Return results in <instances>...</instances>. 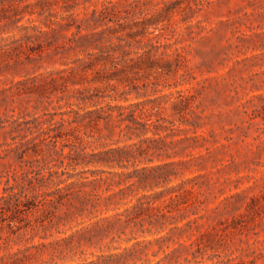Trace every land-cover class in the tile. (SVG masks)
<instances>
[{
    "label": "rangeland",
    "instance_id": "1",
    "mask_svg": "<svg viewBox=\"0 0 264 264\" xmlns=\"http://www.w3.org/2000/svg\"><path fill=\"white\" fill-rule=\"evenodd\" d=\"M31 8L42 13H26L21 21L37 25L30 37L24 30H0V192L8 176L19 179L41 162L33 142L59 112L107 102L122 105L110 119L113 131L102 121L99 129L81 127L77 148L91 153L123 146L133 157L122 170L142 176L143 166H158L150 172L159 183L150 188V176L126 186L132 179L122 176L105 190V184L87 182L102 195L117 191L108 211L103 203L70 216L64 207L53 215L17 211L21 221L0 223V264L32 242L78 235L92 223L104 227L112 219L107 215L129 200L170 185L181 196L159 199L169 210L162 227L141 213L121 234L135 238L122 246L137 242L143 258L164 264H264V122L253 117L252 97L264 90V0H58ZM77 26L82 33L102 31L98 42L112 46L116 59L148 52L160 62L146 60L108 83H89L95 74L88 71L82 83L62 86L65 71L59 70L85 54L54 48L68 43ZM51 150L48 145L43 152ZM94 168L105 166L66 170L92 178ZM82 248L73 260L98 252Z\"/></svg>",
    "mask_w": 264,
    "mask_h": 264
},
{
    "label": "trees",
    "instance_id": "2",
    "mask_svg": "<svg viewBox=\"0 0 264 264\" xmlns=\"http://www.w3.org/2000/svg\"><path fill=\"white\" fill-rule=\"evenodd\" d=\"M57 2L58 0H0V30H24V34L30 37L31 34L27 33L29 28L36 29L37 25H24L21 21L26 13H42V10H34L31 6L38 4L41 9V6L45 3L52 5ZM96 12V9H93L92 15ZM100 15H103V11H100ZM92 19L97 18H88L87 21ZM77 27L78 29L72 33L68 43L61 44L59 47L56 45L54 48L55 51L60 48L62 53L66 50H73L85 54L84 57L76 58L75 62L68 65V67L59 70L65 71L64 74H59L62 86L68 87V84L82 83V80L87 78L88 71L95 74L92 78L87 79L89 83L103 80L108 83L109 80L116 79L117 75L123 73L127 68L138 67L146 60L150 63L160 62V59L151 58L148 52L145 57L140 54L136 58L123 56L116 59L110 50H114L112 46L99 44V39L103 38L101 36L102 31L82 33L80 26ZM18 45L13 46L12 49H16ZM161 62L168 63V61ZM107 68H111L108 73ZM99 97L97 96V98ZM252 97L256 99L253 117H259L264 122V90L252 94ZM81 99L84 101V98ZM93 106V108L82 112L74 107L62 110L54 122L42 129L43 137L37 143L34 141V148H31L32 152H40L41 162L19 179L15 176H8L6 184L0 192V223L5 221L8 226L12 227L15 220L20 219L21 221L22 219L16 216L17 211H24L25 214L38 211L40 214L52 213L53 215L55 209L62 210V207H64L63 214L70 216L78 213V211H83L87 206L93 208L101 203H103L106 211L114 209L110 208L111 202L108 201H111L117 191L113 190L102 195V193L95 191V188H87V182L97 183L98 185L105 184V190L111 185L119 184L122 176L123 179H132V182H129L126 186H131L136 181H147L150 176L152 177V180L148 182L150 188L159 183L158 180H155L159 175L150 172L158 166H143L144 174L142 176L135 174L133 170H122V168L128 167V162L133 157L132 152L124 151L125 147L123 146L91 153L84 152L83 147L77 148L76 144L82 137L80 136L81 127L99 129L102 121L107 128L110 127L109 129L113 131L110 119L117 116L114 114V110L122 107L120 104H111L110 102L100 106L93 104ZM146 117L144 123H147L146 120L150 119L148 116ZM48 145L51 146L52 150L50 153L44 154V146ZM65 147H68L67 151H65ZM78 164H96L105 166V168L90 169L92 178L82 175L76 176V174L66 170L68 166ZM79 173L82 174L83 171ZM11 177H13L14 182H10ZM117 177L120 178L117 180ZM162 179L164 182L170 181L168 175ZM175 186L170 185L153 193H143L135 200H129L122 211H115L107 215L112 219H109L104 227L95 226L92 223L88 227L79 228L78 235L76 234L78 230H76L46 242L38 241L27 244L24 248L13 252L4 264H164L159 260L152 262L147 258H143L141 255L142 250L137 247V242L122 246V241L128 243L135 237L131 234V236L122 238L121 234L124 233L125 227L132 229L138 224L137 217L141 213L147 214L146 217L149 218L154 216V222L158 223L160 221L158 228H161L162 220L166 218L165 212L169 210L161 204L166 200L159 202V199L165 198L167 195V200H174L175 197L179 198L181 195L176 192ZM182 192L184 191L182 190ZM121 216H124V219H121ZM154 222L151 221L150 223ZM27 225L28 223L17 226V229ZM46 227L44 225L43 229ZM146 231L150 232L151 230ZM41 237L44 238L45 236ZM106 238L108 242L104 243L103 241ZM115 243L116 245H114ZM83 246L96 247L98 252H91L89 257L73 260L72 258L77 253H83ZM67 257L70 260L69 262L63 260ZM57 259L61 261L58 262Z\"/></svg>",
    "mask_w": 264,
    "mask_h": 264
}]
</instances>
